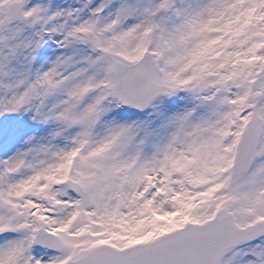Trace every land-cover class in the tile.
I'll return each mask as SVG.
<instances>
[{
	"label": "snow or ice",
	"instance_id": "obj_1",
	"mask_svg": "<svg viewBox=\"0 0 264 264\" xmlns=\"http://www.w3.org/2000/svg\"><path fill=\"white\" fill-rule=\"evenodd\" d=\"M0 264H264V0H0Z\"/></svg>",
	"mask_w": 264,
	"mask_h": 264
}]
</instances>
